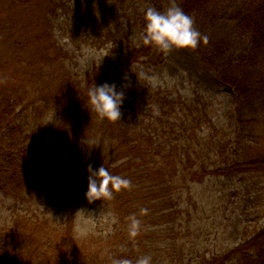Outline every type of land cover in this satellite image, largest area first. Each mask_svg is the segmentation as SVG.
Listing matches in <instances>:
<instances>
[{"label": "rangeland", "instance_id": "1", "mask_svg": "<svg viewBox=\"0 0 264 264\" xmlns=\"http://www.w3.org/2000/svg\"><path fill=\"white\" fill-rule=\"evenodd\" d=\"M60 1H63V5H58L52 10L51 4L46 0L38 2L0 0V84L26 86V95L23 101L17 104L13 127L8 128L9 130L5 129L11 144L16 147V151H13L18 155L17 149L24 147L30 149L34 146L35 149L39 146L52 149V141L46 140L41 143L43 136L49 138L53 136V132L48 135L40 129L39 123L43 120L41 117H45L44 123L54 125L61 121L58 120L60 117H56L57 112L66 113L65 104L61 106L56 102L47 107L41 103L40 96L35 97L33 102L29 100L33 99L31 94L39 92L41 79L49 81L48 68L52 69L51 66H55L59 78H63L62 75L68 73L73 80L79 82L76 86L84 87L92 68L124 58L131 50L140 48L144 44L142 33L146 26L145 11L148 7L160 6L157 5L159 1L155 3L153 0H109L106 4H102L104 6L102 9L98 4L100 0ZM160 1H163L162 7L160 6L162 9L158 8L165 10L169 6L166 2L168 0ZM182 1L184 0H177L179 4ZM220 1L226 2V0ZM228 2H232L233 5L235 1L227 0ZM90 6L111 14V17H107L111 20L103 25V32L112 33L111 36L105 37L104 33L101 35L97 32L92 37L88 35L89 32L85 34L80 30L75 31L73 27L78 19L77 16L86 14L84 12H87L86 8ZM213 7L216 8L215 5ZM222 7L221 3L217 6L218 10ZM231 9L227 5L228 13L232 12ZM235 26L236 24L229 17H218L211 20L206 30L212 38L226 39L230 44H235V41L241 44L246 41L243 39H248V36ZM148 61H151V64ZM201 62L202 56L196 49L173 48L166 52L157 48L151 59L142 56L136 62L127 64L128 70L122 74L123 77L119 78L118 82L127 84L126 77L132 82L135 74L138 73L137 77L140 80L137 81V87L151 86L160 89L172 99L182 98L188 103L195 101L196 97L201 95L210 105L211 122H205L202 126L196 125L192 130V136L197 135L199 139L201 138L200 142L207 140L205 139L207 137H211L214 142L233 140L236 122L234 113L238 100L236 91L229 84L223 83L216 68H209ZM136 66L138 70L134 74ZM56 78L57 76L54 79ZM23 90L19 88L18 92ZM54 90L55 87L46 84L43 92L50 96ZM126 92L129 93V90ZM83 97L85 96L75 98L77 102L73 103L74 112L78 111L76 106L84 100ZM125 99L127 101V98ZM82 104H88V101L85 100ZM128 107L141 108L137 104ZM95 133L94 130L77 133L79 140L77 139L74 148L70 149L71 152L74 151L79 161L74 167L67 166L53 173L55 152L42 150L44 162L39 166L43 167L40 171L44 173L42 176L47 182H42L45 188L36 189L35 185L31 193L27 192L23 196H27L23 205L27 208H35L39 213V223L30 225L20 212L16 218L11 217L7 203L6 207H0L1 230H7L6 227L11 226L16 228L21 237H26L25 244L30 245L35 240L44 238L46 230L54 229L61 218H66L72 224L71 229L76 237L72 238L71 245H75L76 248L82 246L94 248V252L100 248V245L110 248L108 241H101L99 245L93 247L89 243L92 235L99 237L112 233L117 222L116 202H112L111 199L89 201L85 195L84 188H88V164L99 167L104 163H110L113 159L103 147V142H100L102 136L99 135L97 138L98 134ZM34 149H30L28 153L24 152V157L19 155L21 157L14 159L21 165L30 158L29 153L34 156ZM66 153L68 151L58 150L56 155L63 157ZM217 153L213 158H207L199 164L194 163L184 170L182 173L184 180L176 183L178 189L174 194V202L178 203V206L175 209H164L158 213L154 211L153 215L151 209H147L148 214L140 215L144 219L136 223L135 229L139 232V242L144 245L141 255L150 256L151 264H214V262L218 264V255L235 248L264 227V199L258 202L250 196L246 201L243 197L233 196V192L239 189L238 186H243V182L236 180L230 182L225 177L218 176L215 164L219 165L220 161ZM256 153L257 151L252 150L251 155L254 156ZM4 159L10 161L8 158ZM201 163L204 166L198 168ZM182 167L180 165L177 170L181 171ZM2 172L4 173L3 170L1 174ZM58 178L60 180H57ZM138 178V182L144 183V177L138 175ZM21 180L16 178V185L19 183L23 186ZM261 180L260 186H264V173ZM48 184L60 186V196L67 191V195L62 196L64 201L52 188L47 187ZM64 187L66 189H63ZM68 188H76V194L68 196ZM23 191H28L27 187ZM21 193L18 192L16 198L20 197ZM243 194L247 197L249 193L243 191ZM79 197L86 199L82 202ZM142 206L149 208L146 204ZM175 218L180 221L182 219L184 224L181 227L176 226ZM14 233L16 236L15 231ZM17 238L9 240L14 243L19 240L16 242L17 245L23 242L20 241L21 238ZM26 254L27 252L23 255V260ZM1 256L0 264L12 260V258L3 259L6 255ZM15 260L17 259L12 261Z\"/></svg>", "mask_w": 264, "mask_h": 264}, {"label": "trees", "instance_id": "2", "mask_svg": "<svg viewBox=\"0 0 264 264\" xmlns=\"http://www.w3.org/2000/svg\"><path fill=\"white\" fill-rule=\"evenodd\" d=\"M29 1L38 2L39 0ZM46 1L51 4L52 10H55L58 5H63V1L60 0ZM107 1L109 0H100L98 2L100 8L103 9L102 4H106ZM232 1H235L233 5H231L232 2L227 3V0L226 2L184 0L179 5L194 18L195 27L208 37L196 48L202 56L201 63L209 68H216L223 83L229 84L236 91L238 100L234 113L236 122L233 140L214 142L211 137H207L205 138L207 140L202 139L204 141L200 142L201 138L199 139L197 135L192 136V130L196 125L202 126L205 122H211L210 105L201 95H198L195 101L188 103L182 98L172 99L163 94L160 89L151 86V89L137 87V81L140 80L137 77L138 73L135 74L138 70L137 66L133 71L135 78L132 82L129 79H126L127 84L118 82V79L123 77L122 74L128 70L127 64L136 62L142 56L152 58L154 50L157 49L152 44L144 43L140 48L131 50L124 58L92 68L84 87L76 86L79 82L73 80L68 73L62 75L63 78H59L55 66V68L51 66L52 69L48 68L49 81L39 79L41 82L38 86L39 92L31 94L33 99L29 100L33 102L35 97L40 96L41 103L47 107L56 102L61 106L65 104L66 113L57 112L56 117H60L58 120L61 121L54 125L44 123L45 117H41L43 120L39 124L40 129L45 131L44 134L53 132L50 138L43 136L41 143L46 140L52 141V149L39 146L34 149L33 146L30 149L35 150L34 156L29 153L30 158L21 165L14 158L18 159L21 157L19 155L24 157V152L28 153L31 150L24 147L17 149L19 155L15 153L13 150L16 151V147L11 144L5 129L13 127L17 104L23 101L26 86L0 84V207H6L8 203L7 209L11 217L16 218L20 212L30 225L39 223V213L35 211V208H27L23 205L27 200V196H23L27 192L31 193L35 185L36 189L45 188L42 183L46 182L42 176L44 173L40 171L43 167L39 166L44 162L42 150L48 149L49 152H55L53 173L67 166H77L79 161L71 150L77 139L79 140L77 135L79 131L94 130L95 135L98 134L97 138L101 135L100 142H103L106 152L113 156L110 163H104L105 167L113 174L124 176L131 181L129 186L114 189L111 197L101 198V200L111 199L112 202H116L117 222L114 224L112 233L99 237L92 235L89 243L93 247V245H99L101 241H108L110 248L100 245V248L94 252V248L83 246L76 248L75 245H71L72 238H76L71 229L72 224L66 218H61L53 227L54 229L46 230L44 238L37 239L30 245L25 244L26 237H21L16 228L11 226L6 227L7 230L0 229V258L1 255H6L3 259H17L6 264H114V261L125 258L135 264L139 257L144 256L141 255L144 245L139 242V232L135 229L136 223L144 219L140 215L148 214L147 209H151L152 215L154 211L158 213L164 209H175L178 206V203L174 202V194L178 189L176 183L184 180L185 177L182 175L184 170L194 163L199 164L207 158H213L217 152L220 161L219 165L215 164L218 176L225 177L230 182H243V186H238L239 189L233 192V196L243 197L246 201L250 199V196L258 202L264 199V186H260L261 176L264 173V0ZM153 2L162 7L163 1L153 0ZM166 2L170 5L171 1ZM219 3L223 7L218 10ZM227 5L232 8V12H227ZM102 9H96L95 6L86 8L87 12H84L86 14L77 16L78 19L73 27L75 31L80 30L85 34L89 32L88 35L92 37L97 32L101 35L104 33L105 37L111 36L112 33L103 32V25L111 20L107 18L111 17V14ZM218 17H229L236 24L235 27L244 32L248 39H243L246 41L241 44H237V41L234 42L235 44H230L226 39L212 38L206 29L211 20ZM108 30L111 29L108 28ZM151 61L148 62L151 64ZM56 76L57 78L54 79ZM105 81L127 85L125 91L129 90V93L126 92L127 101L125 99L121 107V119L112 121L101 117L89 103L82 104L85 100L88 101V88L95 82L100 84ZM46 84L51 85L52 88L55 87L54 93L50 96L43 92ZM19 88L24 90L18 92ZM83 95L84 100L80 101V104L76 106L78 111L74 112L73 103L77 102L75 98ZM70 96L73 98L71 99ZM131 104H137L143 109L134 107L130 109L128 105ZM155 138L156 140H153ZM58 150L68 151V153L60 157L56 155ZM252 150L257 151L256 155H251ZM4 158L14 160L9 163L10 161ZM180 165L183 166L181 171L177 170ZM203 166L204 164L201 163L198 168ZM1 170L4 173L1 174ZM37 175L39 177H36ZM138 175L145 178L144 183L138 182ZM16 178L22 179L23 186L19 183L16 185ZM25 187L28 191H23ZM47 187L52 188L61 199L62 196L67 195L66 191L60 196V186L48 184ZM84 190L87 191V188L85 187ZM68 191L70 197L77 192L76 188H68ZM243 191L249 193L247 197L244 196ZM18 192L22 193L16 198ZM79 199L84 202L86 197H79ZM143 204L149 208H144ZM69 220L71 221V218ZM174 222L179 227L184 224L182 219L180 221L178 218H175ZM261 228L235 248L223 255H218V264H264V227ZM14 231L18 235L16 236L21 238L20 241H23L18 245L16 242L19 240L15 243L9 240L18 239ZM26 252L25 260H23Z\"/></svg>", "mask_w": 264, "mask_h": 264}, {"label": "clouds", "instance_id": "3", "mask_svg": "<svg viewBox=\"0 0 264 264\" xmlns=\"http://www.w3.org/2000/svg\"><path fill=\"white\" fill-rule=\"evenodd\" d=\"M146 26L142 33L145 44H152L162 51L196 49L208 37L196 27L194 18L186 13L177 0H171L165 10L148 7L145 11ZM127 79V77H126ZM127 85L116 82H96L88 88V103L95 112L109 120L121 119V107L126 98ZM88 188L85 193L89 201L111 197L114 189L129 186L130 179L113 174L102 164L94 167L88 164ZM114 264H133L128 259L114 261ZM135 264H151L150 256L139 257Z\"/></svg>", "mask_w": 264, "mask_h": 264}]
</instances>
